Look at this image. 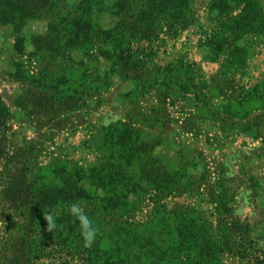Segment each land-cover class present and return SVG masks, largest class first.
<instances>
[{"label": "rangeland", "instance_id": "1", "mask_svg": "<svg viewBox=\"0 0 264 264\" xmlns=\"http://www.w3.org/2000/svg\"><path fill=\"white\" fill-rule=\"evenodd\" d=\"M83 1L56 0V6L68 16ZM92 2L99 24L117 23L119 0ZM213 3L191 0L189 25L131 41L123 53L112 41L95 40L52 57L35 39L47 33L48 20L20 27L0 20V95L12 112L8 138L17 146L32 141L48 181H58L59 165L88 168L110 154L105 132L123 140L132 130V140L120 143L138 148L130 152L129 174L139 185H128L134 211L127 219L156 222L158 206L184 207L200 213L213 233L243 225L234 234L236 252L221 258L248 264L264 260V32L229 39ZM3 169L0 159V189ZM147 173L158 188L147 184ZM83 207L96 212L94 205ZM7 218L0 215L1 264H88L86 256L49 243L29 262H10L21 240Z\"/></svg>", "mask_w": 264, "mask_h": 264}, {"label": "trees", "instance_id": "2", "mask_svg": "<svg viewBox=\"0 0 264 264\" xmlns=\"http://www.w3.org/2000/svg\"><path fill=\"white\" fill-rule=\"evenodd\" d=\"M93 6L92 0H85L68 16H62L56 0H0V20L19 27L30 19L48 20L47 33L35 39L41 49L55 57L67 49H87L95 40L112 41L123 53L131 41L153 39L161 31L178 33L193 19L191 0H119V20L105 28L93 17ZM213 8L221 24L218 28L228 30L229 39L264 32L260 0H214ZM236 9L239 11L234 14ZM236 49H231L229 62L235 61L232 55ZM11 117V109L0 95V159L4 162L0 215L8 216L11 230L17 229L21 240L10 262L31 261L47 243L69 256H86L88 264H225L221 256L236 252L234 234L243 225L218 227L213 233L200 213L184 207L167 211L158 206L156 222L133 223L127 219L134 211L128 185H139L129 174L134 163L130 152L138 148L125 147V140H132V130L123 140L105 132L110 154L105 152L103 160L88 168L77 163L59 165L58 181H48L44 179L48 167H39L33 159L32 141L17 146L8 138ZM147 175V184L158 188L154 177ZM84 204L94 205L96 212L84 209ZM18 215L25 221L18 223ZM105 240L110 241L109 248ZM8 258L6 253V261ZM248 264H264V260L255 258Z\"/></svg>", "mask_w": 264, "mask_h": 264}]
</instances>
